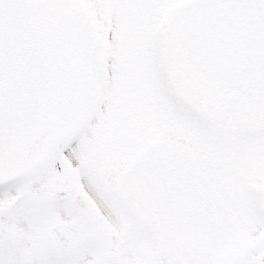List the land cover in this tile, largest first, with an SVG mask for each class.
<instances>
[{
	"label": "snow or ice",
	"instance_id": "6c2138e0",
	"mask_svg": "<svg viewBox=\"0 0 264 264\" xmlns=\"http://www.w3.org/2000/svg\"><path fill=\"white\" fill-rule=\"evenodd\" d=\"M0 264H264V0H0Z\"/></svg>",
	"mask_w": 264,
	"mask_h": 264
}]
</instances>
